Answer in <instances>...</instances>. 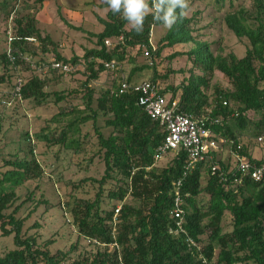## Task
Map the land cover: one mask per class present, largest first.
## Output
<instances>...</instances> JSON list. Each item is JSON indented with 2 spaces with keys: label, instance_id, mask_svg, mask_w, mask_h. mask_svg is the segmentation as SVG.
<instances>
[{
  "label": "trees",
  "instance_id": "obj_1",
  "mask_svg": "<svg viewBox=\"0 0 264 264\" xmlns=\"http://www.w3.org/2000/svg\"><path fill=\"white\" fill-rule=\"evenodd\" d=\"M191 1L145 0V6L140 7V0H106L102 7H111L113 3L115 6L108 10L106 17L98 16L103 29L97 33L89 32L96 38L95 46L86 48L83 58L73 55L67 59L56 52L55 62L43 64L59 70L52 64L62 63L75 72L73 69L84 59L85 70H76L85 75L82 82L84 107L69 113L71 117L67 126L62 127L58 135L47 128H42L37 135L50 146L60 145V149L72 150L75 158L84 155L82 159L88 163L94 157L86 156L87 140L83 138L87 139L88 134L82 138L80 132L84 124L92 121L98 139L96 155L102 156L105 171L101 178L90 176L73 184L78 188L86 181L99 183V190L93 199H76L71 217L79 235L95 241L98 248L69 260L70 251L52 253L48 248L50 240L42 244L36 233L25 229L26 218L16 215L23 203L8 212L18 199L16 188L43 174L36 157L16 156L4 159L7 169L0 170V235H13L15 244V248L0 254V264H264V186L250 178L241 183L236 181L229 173L230 160L216 158L215 161L228 175L226 182L219 177L220 174L212 173L211 165L200 162L184 178L181 187L185 212L180 228L177 225L179 219L171 211L176 197L175 183L182 176L187 162L186 153L181 151L167 166L159 168L154 155L164 140L165 131L139 103L140 93L132 88L120 92L123 74L114 78L111 87L98 88V95L96 86L91 85L105 71L122 72L123 67H107V63L115 61L116 65L123 66L129 61L134 64L139 54L145 56V48L151 54L150 64L134 66L125 80L130 84L143 80L162 84L160 79L167 78L168 73L159 72L154 62L156 58H161L167 47L192 42L195 46L188 56L194 68L180 85L169 86L164 92H172L171 98L179 99L183 111L201 113L211 108V117L223 118L222 124L212 125L215 131L240 139L244 143V152H249L245 137L247 141L254 137L256 140L264 131V0H253L256 10L253 16L241 6V0L206 1L223 14L224 24L238 37L249 39L243 57L215 54L210 42L199 38L196 32L200 28L196 29V25L201 21L202 10L198 8L189 15ZM17 3L18 0H14L10 5L5 0L1 4L6 10V19L11 22L14 39L10 41V51L14 60L7 51L1 54L6 72L0 74V83H9L11 99L34 100L42 105L50 97L45 90L47 79L35 74L27 80L22 78L19 85L17 73L22 65L28 69L36 67L34 56L37 52L31 47L29 37L40 39L44 51L49 45L56 50L57 44L51 36L42 34L35 16L19 17L15 14ZM135 4L136 7L128 11V7ZM9 6L11 8L7 11ZM251 17L254 22H250ZM63 20L67 21L64 17ZM154 26L167 27L157 46L151 41ZM121 36L123 39L119 40ZM108 39L113 42L112 46L106 44ZM130 48L137 49L135 56ZM179 54L183 52H174L170 56L174 58ZM197 68L200 73L196 72ZM145 69H153L151 78L136 76ZM216 70L228 76L232 86L216 87L212 98L208 90ZM53 94V101L57 104L67 98L63 91ZM225 100L228 101L226 105ZM251 112L260 116L254 119ZM63 113L53 120L66 116ZM101 118L111 129L108 134L99 124ZM3 127L0 117V134ZM21 134L31 142L28 131ZM255 159L259 161V158ZM260 160L264 161V157ZM204 172L208 175L205 185ZM33 195L31 191L28 198L32 199ZM130 195L139 204L127 202ZM106 198L110 208L104 205ZM44 202L46 199L42 198L37 205ZM227 219H230L231 229H225ZM33 225L39 224L35 222ZM76 246L77 243L72 245L73 248Z\"/></svg>",
  "mask_w": 264,
  "mask_h": 264
},
{
  "label": "rangeland",
  "instance_id": "obj_2",
  "mask_svg": "<svg viewBox=\"0 0 264 264\" xmlns=\"http://www.w3.org/2000/svg\"><path fill=\"white\" fill-rule=\"evenodd\" d=\"M4 1L0 0V74L6 72V65L1 58V54L10 50L9 30H11V22L6 19V10L1 8ZM7 1L11 5L14 0ZM105 1L44 0L40 2L39 0H18L15 14L19 17L35 16L42 34L51 36L57 44L56 50L52 45H49V49L44 51L40 39L31 42V47L35 48L37 52L34 56V65L37 68L32 66L28 69L26 65H22L17 73L18 79H20L18 84L20 85L23 82L22 78L27 80L37 74L41 78L47 79L45 90L50 93V97L48 102L42 105H38L34 100L11 99L9 83H0V117L4 126L3 132L0 134V170L7 169L4 165V159L15 158L16 156L31 158L32 155L36 157L43 168L42 175L31 178L16 188L18 199L8 212H12L17 205L23 203L16 215L26 218L25 229L30 233H36L42 244L50 240L51 244L48 248L52 253L58 250L70 251L69 260L94 252L98 248L95 241L79 235L72 222L71 208L75 206L76 199L95 198L99 190V183L86 181L81 183L78 188L74 187L73 184H78L81 180L90 176L101 178L104 175L105 163L101 155H96L98 139L92 121L84 124L80 132L82 138L88 134L87 139L83 138V140H87L85 141V149L88 151L86 156L94 157L88 163L82 159L84 155L75 158L72 150L60 149V145L50 146L44 139L38 138L37 134L42 128L51 129L53 134L58 135L62 127L67 126L68 119L71 117L69 113L76 108L84 107L82 82L85 75L82 71H76L85 70L84 59H81L80 64L73 69L75 72L60 69L52 70L48 65L43 66V64L55 62L56 52L61 53L67 59L72 58L73 55L83 58L86 48L95 46L96 38L92 37L89 32H100L103 25L98 16L106 17L108 10L115 6L113 3L111 7L104 8L101 4ZM206 1H191L193 3L188 12L189 15H192V12L198 8L202 10L201 21L196 25V29H200L196 34L202 40L210 42L215 54H221L224 57H229L232 54L243 57L249 46V39L238 37L224 24L223 14L216 11L214 6ZM241 4L248 11L249 16L255 15L256 10L253 0H241ZM138 5L144 7L145 0H140ZM134 7H136V4L130 5L128 11ZM10 8L9 6L7 11ZM63 17L67 21L63 20ZM253 20V17H251L250 22H254ZM79 27L82 29H78ZM166 29V26L153 27L151 41L154 46L158 45L161 37L166 33ZM216 42H219V45ZM194 46V43L191 42L178 44L175 47H167L162 52L161 58H156L154 62L159 72L162 74L168 73L167 78L160 79L164 88L168 89L172 85L178 86L185 78H188L190 70L194 68L188 52ZM130 52L135 56L137 49L130 48ZM174 52H183V54L172 58L170 55ZM138 56L137 62L134 64L129 61L123 63L122 73L125 75L130 74L134 66H140L148 62L150 64L152 60L141 54ZM196 72L200 73L198 68ZM119 75H121V71L120 74L105 71L101 74L99 80L92 81L91 85L96 86L95 88L98 90L96 94H99L98 88L111 87L114 78H118ZM152 75L153 69H145L136 74L140 79L151 78ZM210 84L208 94L212 98L215 97L216 87L225 89L232 86L228 76L219 70L214 72ZM55 91L65 92L67 98L60 101L59 104L55 103L53 101V92ZM170 93L168 95L172 96V92ZM62 112L66 116L56 117L57 120H53L55 116ZM250 115L254 119L260 116L259 113L254 112H251ZM99 124L106 134L111 131L105 125L104 118L100 119ZM26 131L30 134L31 142L26 141L21 136V133ZM247 140L248 138L245 137L252 155L259 159L264 157V143L257 142L255 137L249 141ZM30 148L33 149V154ZM172 155V153L167 154L157 162V166L159 168L167 166L172 160ZM220 156L223 160H230L227 150L221 152ZM81 160L82 162H80ZM203 174H206V178H203V184L205 185L208 175L206 172ZM31 191L34 192V195L32 199H29ZM42 198L46 199V203L37 205L38 200H42ZM126 200L132 204H139V201L134 200L132 195L128 196ZM104 205L110 208L107 198L104 200ZM227 220L226 224L224 223L225 229H231L230 219ZM35 222L39 225L34 226ZM76 243V248H73L72 245ZM13 248H15L13 235H0V254H5Z\"/></svg>",
  "mask_w": 264,
  "mask_h": 264
},
{
  "label": "built area",
  "instance_id": "obj_3",
  "mask_svg": "<svg viewBox=\"0 0 264 264\" xmlns=\"http://www.w3.org/2000/svg\"><path fill=\"white\" fill-rule=\"evenodd\" d=\"M14 39L12 30H9V40ZM29 41L36 42L35 37H29ZM123 36L119 40H122ZM106 44L112 46L111 40H106ZM9 56L14 60V56L9 50ZM145 57L150 58L149 49H144ZM115 61L107 63V67H117ZM53 67L65 71H70L68 65L62 63L52 64ZM120 92H124L130 88L140 93L139 103L144 107L150 117L159 121L165 131L163 142L157 147L155 152L156 163L163 159L167 154L172 153V158L178 156L181 151L187 155V162L184 166L182 176L176 181V197L174 207L171 211L172 215L179 219L177 225L181 228L185 212L183 206V197L181 187L184 178L188 173L200 162L208 163L212 166L213 174H220L219 177L227 181V176L221 170L216 158H221L220 153L227 150L229 153L231 165L229 173H232L236 181L241 183L245 178H250L264 186V161L255 159L251 150L244 152V143L240 139H232L215 131L213 124H222L221 117H211V108L204 109L201 113H193L183 111L179 107V99H172L164 92V86L151 80H143L141 82L130 84L125 80L126 75L121 72ZM20 80V79H19ZM19 89V87H17ZM227 100L224 101L226 105ZM240 140V141H239ZM238 141V142H237ZM256 141L264 143V131L256 137ZM223 159V158H222ZM239 173V174H238ZM238 175V176H236ZM188 195V193H186ZM208 264V263H207Z\"/></svg>",
  "mask_w": 264,
  "mask_h": 264
}]
</instances>
